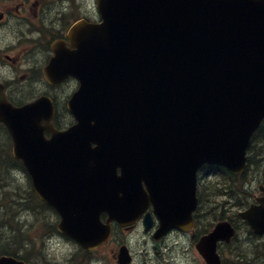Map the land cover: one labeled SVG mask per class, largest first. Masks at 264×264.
<instances>
[{
	"label": "water",
	"instance_id": "1",
	"mask_svg": "<svg viewBox=\"0 0 264 264\" xmlns=\"http://www.w3.org/2000/svg\"><path fill=\"white\" fill-rule=\"evenodd\" d=\"M96 4L101 20L76 22L68 33L73 48L54 47L45 70L52 83L78 79L68 102L76 123L58 130L50 98L18 107L0 85V121L14 156L61 216L59 232L89 250L107 241L114 220L134 223L148 204L157 238L194 227L200 168L243 173L264 120V0ZM260 190L238 214L262 236ZM143 222L152 225L150 212ZM235 234L222 220L201 236L196 248L205 264H223L218 245ZM131 260L123 248L119 263ZM0 264L27 263L1 255Z\"/></svg>",
	"mask_w": 264,
	"mask_h": 264
},
{
	"label": "flooded vegetation",
	"instance_id": "2",
	"mask_svg": "<svg viewBox=\"0 0 264 264\" xmlns=\"http://www.w3.org/2000/svg\"><path fill=\"white\" fill-rule=\"evenodd\" d=\"M28 1L20 3L19 0H0V85L7 99L16 106H23L42 97L50 98L54 105L53 123L58 130H64L76 122L69 111L68 102L78 89L79 82L74 77H69L52 83L47 78L45 70L55 55L54 47L66 45L72 48L68 37L70 27L81 19L98 22L100 15L96 4L94 10L87 11L80 16L84 9L81 4L78 6L75 0H56L54 3L61 2L54 6L50 0H35L32 4ZM63 88L64 93H62ZM0 125L5 130L8 139L6 147L1 145L0 149L1 151L7 149L9 145L12 155L11 134L3 122L0 121ZM45 134L48 138L52 135L48 130ZM2 143H5L4 140ZM15 159L22 162L20 159ZM28 176L34 190L32 178ZM256 197L258 196L255 194L253 202H256ZM45 204L50 211L55 212L58 222L61 217L57 210ZM147 212H150L152 217V225L149 228H146L143 223ZM209 216V211H201L197 208L194 212V227L189 230L173 228L157 238L155 234L159 228V220L155 215L153 204H148L142 218L134 224L122 225L114 221L111 237L96 249L87 250L66 237L76 248L67 258V262L73 260L74 255L79 251L90 256L101 250H109L108 255H111L118 263L122 248L127 246L133 258L130 264H197L193 253L196 243L201 236L210 232L218 221H231L236 228V236L240 234V224L246 222L238 214L240 222L238 218V222H235V215L231 218H217L208 227L207 232H202L203 220ZM107 217V213L103 212L102 220L106 221ZM202 218L203 220H200ZM133 237L136 239V244L129 240ZM225 243L219 244L220 250ZM103 258V255H100V258L95 260ZM200 264H205V262Z\"/></svg>",
	"mask_w": 264,
	"mask_h": 264
},
{
	"label": "trees",
	"instance_id": "3",
	"mask_svg": "<svg viewBox=\"0 0 264 264\" xmlns=\"http://www.w3.org/2000/svg\"><path fill=\"white\" fill-rule=\"evenodd\" d=\"M8 153V158L4 160L6 163L14 162V166L18 170L15 171V174H17V172H22L25 173L29 178L22 162L16 160L11 155L10 150ZM1 169L2 166L0 164V173ZM250 171L254 173L253 177H255V179L258 175L259 182L264 185V120L252 137L248 149V166L243 174L235 173L218 165H206L201 170V175H205V177L203 179L199 178L201 181L199 184L198 193L200 201L199 210L209 211L210 213V218L206 217L204 220L203 218L200 219L203 220L204 226L202 232H207L208 227L212 225L211 223H213L217 218H231L233 215H235V222L239 221L237 211L233 212L231 209H239L241 207L248 206L254 201V192L259 189V186L258 189L249 188L248 180L252 175H248ZM0 177L2 178L1 174ZM212 177L213 179L210 180ZM1 188H3V185H0V191ZM6 191L7 192L3 191L0 193V199L1 197L5 199L12 192L11 190ZM25 191L26 195L21 196V198L26 199V206L30 205L31 207H37L41 213L49 211L48 206L35 195L31 184L28 185ZM17 193L19 196L21 195L20 191ZM32 199H34V204H32ZM10 211L12 210H10L5 203L0 205V218L3 216L6 217ZM4 222L5 223L0 226V256L3 254L13 255L24 259L28 264H38L43 251L41 248V250H35V244L28 240V230L22 227L24 224L20 221H14V223L13 219ZM242 223H244L246 226L247 232L257 240L254 244L253 250L255 253L251 252L253 257L248 258L239 253L237 257L238 262L240 264H251V260L253 258L255 260L256 256H258V258L264 259L263 251L260 252L263 249L261 245L264 244V237L254 234L250 230L247 222ZM54 231L58 232L55 224L52 227V232ZM226 246H228V244ZM220 253L222 255V252ZM223 262L225 264V261Z\"/></svg>",
	"mask_w": 264,
	"mask_h": 264
},
{
	"label": "rangeland",
	"instance_id": "4",
	"mask_svg": "<svg viewBox=\"0 0 264 264\" xmlns=\"http://www.w3.org/2000/svg\"><path fill=\"white\" fill-rule=\"evenodd\" d=\"M20 3L24 2L25 0H19ZM35 0H29L28 2L32 4V2ZM52 2V6L55 4H59L61 1H58L54 3L56 0H50ZM78 2V6L81 4L82 9H84L83 13L80 14L83 15L87 11L94 10L95 7V0H75ZM77 5V4H76ZM79 16V17H80ZM71 17H73L71 15ZM66 89H69L68 86H65ZM62 93H64V88L62 90ZM4 140V144L2 141ZM8 144L7 134L5 130L0 125V148L1 145L6 147ZM4 158L2 159L0 156V164L2 166L1 169V176L0 177V185H3V188H1L0 193L3 191L7 192L6 190H11L12 192L9 194L8 197L5 199L1 197L0 199V205L5 203L7 207L12 210L8 212V215L6 217L0 218V226L5 223L4 221L13 219L14 221H20L24 225L26 230L29 232L28 240L32 241L35 244V250H41L42 254L39 259L38 264H67V258L70 256L71 253L75 251L76 248L73 247V244H71L66 237H64L61 234H58L56 231L52 232V227L57 222L56 215L51 211H46L41 213L39 208L37 207H31L30 205L26 206V199H22L21 196L26 195V188L28 185H30V180L26 176L25 173H18L15 174V171H18L16 167L14 166V162H5L4 159L8 158V154H5ZM252 174L249 177V188H255L258 189V186L261 184L259 182V176L257 175V178L253 177V174L251 171L248 175ZM205 177V175L203 176ZM211 180L213 179L210 178ZM251 182V183H250ZM5 189V190H4ZM21 192L20 196L17 192ZM260 195V192L255 191L254 194ZM34 199H32V204H34ZM233 209V210H232ZM231 211L239 210L236 208H232ZM210 218V216H209ZM15 223V222H14ZM240 234L237 236L238 238H235L232 243L228 246L223 245L222 246V254L223 259L225 261V264H240L238 262V254L241 253L244 256L248 258H252L253 255L251 252L255 253L254 250V244L256 242V238L253 237L250 233L247 232L246 226L241 223L239 226ZM51 232V233H48ZM132 243L136 244L135 237L129 238ZM262 250L264 253V244L261 245ZM41 248V249H40ZM194 253V259L197 264H200L203 262V258L200 256L199 252L195 248ZM109 250H101L99 252H96L90 256L83 254V252L79 251L77 252L73 260L70 264H91L93 263V260L95 263L93 264H118L116 263V260L113 259V257L110 255ZM100 255H103V259L101 260H95L97 258H100ZM251 264H264V259L258 258V256L251 260Z\"/></svg>",
	"mask_w": 264,
	"mask_h": 264
},
{
	"label": "bare ground",
	"instance_id": "5",
	"mask_svg": "<svg viewBox=\"0 0 264 264\" xmlns=\"http://www.w3.org/2000/svg\"><path fill=\"white\" fill-rule=\"evenodd\" d=\"M71 262H72V260L71 261H68L67 264H70Z\"/></svg>",
	"mask_w": 264,
	"mask_h": 264
}]
</instances>
